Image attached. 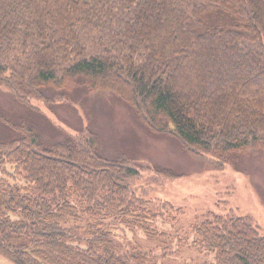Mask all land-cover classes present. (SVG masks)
<instances>
[{
	"label": "trees",
	"instance_id": "obj_1",
	"mask_svg": "<svg viewBox=\"0 0 264 264\" xmlns=\"http://www.w3.org/2000/svg\"><path fill=\"white\" fill-rule=\"evenodd\" d=\"M0 86L31 111L109 93L221 170L264 149V0H0ZM0 126V254L12 263L134 264L113 232L132 220L167 237L135 195L141 171L103 159L90 129L46 146L26 119L0 111ZM198 219L189 248L213 264H264L250 216Z\"/></svg>",
	"mask_w": 264,
	"mask_h": 264
},
{
	"label": "rangeland",
	"instance_id": "obj_2",
	"mask_svg": "<svg viewBox=\"0 0 264 264\" xmlns=\"http://www.w3.org/2000/svg\"><path fill=\"white\" fill-rule=\"evenodd\" d=\"M32 104L38 111L15 103L0 86V111L15 122L30 121L46 146L63 142L66 133L76 135L87 128L96 134L103 159L126 161L141 171L133 182L135 195L156 215V228L168 235L150 240L134 220L129 228L119 225L113 232L121 245L131 256H141L139 261L133 259L134 264H213L212 257L184 244L198 218L208 212L250 216L264 233V149L236 154L230 165L219 170L194 156L176 137L152 131L109 93L80 91L51 106ZM5 137L7 132L0 126V140ZM7 170L14 174V166ZM159 171H169L175 178ZM16 180L24 183L20 177ZM178 237L182 244H172ZM0 264L14 263L0 254Z\"/></svg>",
	"mask_w": 264,
	"mask_h": 264
}]
</instances>
